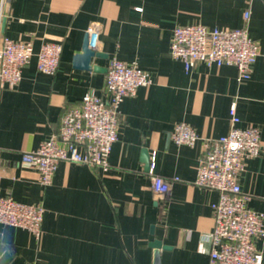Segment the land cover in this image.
Listing matches in <instances>:
<instances>
[{
    "label": "crops",
    "instance_id": "1",
    "mask_svg": "<svg viewBox=\"0 0 264 264\" xmlns=\"http://www.w3.org/2000/svg\"><path fill=\"white\" fill-rule=\"evenodd\" d=\"M248 10L260 46L249 79L240 81L235 65L187 71L172 57L177 25L240 28ZM6 12L3 34L32 41L36 52L43 42H61L63 52L55 74L39 70L35 55L20 83L0 91V195L46 209L40 238L0 223V264H158L154 240L162 242L159 264H210L219 193L194 182L206 139L231 128L233 102L239 125L261 130L260 154L248 159L240 182L250 207L264 214V0H9ZM93 24L101 28L95 49L102 54L92 62L102 70L74 66ZM113 56L136 61L153 83L122 101L110 169L62 161L53 183L42 185L23 152L57 133L66 107L85 93L105 96ZM180 121L197 131L194 145L173 141ZM153 153L156 172L172 180L165 198L151 185ZM256 245L264 254V239Z\"/></svg>",
    "mask_w": 264,
    "mask_h": 264
},
{
    "label": "built area",
    "instance_id": "2",
    "mask_svg": "<svg viewBox=\"0 0 264 264\" xmlns=\"http://www.w3.org/2000/svg\"><path fill=\"white\" fill-rule=\"evenodd\" d=\"M9 0H0V18L7 17ZM251 12L245 11L246 25L240 28L208 27L203 23L177 25L173 30L170 53L183 61L187 71L196 65H235L238 79L247 80L259 56V42L250 36ZM88 32L94 43L101 33L99 25ZM63 44L46 41L36 52L32 41L12 39L0 31V91L16 87L33 56L39 70L55 74L60 66ZM153 83L150 71L136 61L111 57L106 72L105 96L91 91L78 104L66 107L57 133L39 147L24 151L22 161L36 169L44 186L51 185L62 161L83 163L103 171L110 169V154L119 138L121 103L136 95L142 86ZM231 128L226 135L206 139L205 152L197 167L195 184L214 189L219 199L213 203L215 225L211 233L210 264H263L264 254L257 241L264 239V214L250 207L251 195L242 190L240 178L250 158L260 154L261 130L256 125L241 127L237 103L230 107ZM178 144L194 145L199 135L185 121L176 123L171 133ZM155 193L168 197L172 180L156 172V155L149 163ZM176 178H174L175 180ZM45 207L25 203L11 195H0V223L29 230L36 238L43 235Z\"/></svg>",
    "mask_w": 264,
    "mask_h": 264
},
{
    "label": "water",
    "instance_id": "3",
    "mask_svg": "<svg viewBox=\"0 0 264 264\" xmlns=\"http://www.w3.org/2000/svg\"><path fill=\"white\" fill-rule=\"evenodd\" d=\"M7 17L3 19L4 26L6 24ZM102 53L98 52L95 49L94 37L86 34L84 43L81 51L77 52L74 55V66L81 69H94V70H102L101 67L97 65H93V57L101 55ZM146 151V150H144ZM155 248V255L158 264L160 263V248L162 247V242L160 240H154L151 243Z\"/></svg>",
    "mask_w": 264,
    "mask_h": 264
}]
</instances>
